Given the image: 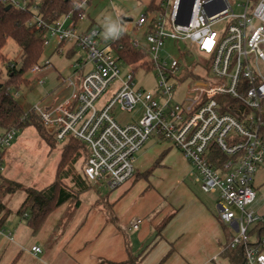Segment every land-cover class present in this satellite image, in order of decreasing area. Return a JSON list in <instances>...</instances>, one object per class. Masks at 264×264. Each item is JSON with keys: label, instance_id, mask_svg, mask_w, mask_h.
<instances>
[{"label": "built area", "instance_id": "2783aa9c", "mask_svg": "<svg viewBox=\"0 0 264 264\" xmlns=\"http://www.w3.org/2000/svg\"><path fill=\"white\" fill-rule=\"evenodd\" d=\"M87 1L77 2L78 7H87ZM1 2L38 12L33 0ZM154 5L155 11L136 22H119L110 40L103 39L96 26L80 32L77 25H67L69 16L52 25L35 16L32 31L45 30L44 49L53 40L50 57H68L71 52L76 77L64 79L68 97L47 108L37 104L30 111L58 142L74 139L85 144L84 178L111 191L135 177V155L150 138L167 141L194 168L201 190L219 196V219L236 232L228 247L243 248L244 264H264V236L255 243L250 234L264 216L248 209L257 196L255 177L264 166V0H239L240 14L230 0H155ZM221 23L226 24L221 32L213 29ZM143 29L147 47L138 39ZM125 35L134 50L147 54L150 69H136L122 58L124 48L118 42ZM167 40L178 44L181 58L197 57L195 69L178 57L161 55ZM51 67L48 58L30 73L36 76ZM139 70L156 72L158 95L137 87ZM181 87L183 96L176 101ZM107 91L111 99L98 105ZM138 106L136 121L119 124L111 118L115 107L133 113ZM18 132L15 127L0 131V177ZM214 150L227 160L214 157ZM31 251L40 254L42 249L33 246Z\"/></svg>", "mask_w": 264, "mask_h": 264}, {"label": "crops", "instance_id": "0c3cea01", "mask_svg": "<svg viewBox=\"0 0 264 264\" xmlns=\"http://www.w3.org/2000/svg\"><path fill=\"white\" fill-rule=\"evenodd\" d=\"M135 170L113 191L85 179L87 189L55 209L37 234L26 219L0 214V264H235L228 246L236 232L219 219V196L201 190L181 152L153 136L136 153ZM255 202L249 210L264 216V206L250 209Z\"/></svg>", "mask_w": 264, "mask_h": 264}, {"label": "rangeland", "instance_id": "374dc122", "mask_svg": "<svg viewBox=\"0 0 264 264\" xmlns=\"http://www.w3.org/2000/svg\"><path fill=\"white\" fill-rule=\"evenodd\" d=\"M230 1L234 8V12L240 14L242 11L236 6L239 0ZM147 9L148 7L142 0H114L113 2L107 0H93L91 4L85 8V15L78 22L77 29L82 32L92 26H96L101 30V37L105 40H110L116 35L119 22L124 21L126 18L136 22L147 12ZM71 23L72 21L70 20L67 25ZM225 27L226 24L221 23L215 25L213 29L221 32ZM138 39L144 47H147L148 44L144 36V29L139 31ZM54 45L55 42L51 40V46L44 49L40 61L42 64L49 58L52 67L36 76L30 73V71L27 72L25 76L26 81L23 84H18L19 89L13 88L11 90L14 100L24 111H30L37 104L41 105L42 108L50 107L63 98L68 97L70 94L64 79L71 76L76 77L75 70L70 68L74 59L68 58L66 55L59 56L57 54L50 57ZM180 47L184 48L185 46L181 44ZM3 54L6 57L7 63L14 62L17 69L21 68L22 52L12 40H9L6 47L3 49ZM161 55L163 57H167L168 55L178 57L184 66L191 70L195 69L197 57L185 56L181 58L178 55V44H174L172 40L165 41ZM145 62L147 63V61ZM5 66L6 63L3 65V74L0 78V82H5L4 76L7 73ZM197 71L204 73L205 69L197 68ZM83 72H86V69ZM37 80H41L44 83L39 84ZM135 81L138 88L158 95V78L154 70L148 72L144 70L137 71L135 74ZM184 90L185 87H181L177 97H175L176 101L182 98ZM110 99L111 94L107 91L100 98L98 105L102 101ZM110 115L111 118L119 124L130 123L138 120L140 117V107L138 106L133 113L122 112L118 107H115L110 112ZM65 143L66 142H59L54 148H50L34 127L19 130L12 147L7 153L6 171L2 178L10 182L21 184L23 189L40 191L47 188L56 180V170ZM79 150L80 149H77L75 152L78 153L82 151ZM84 165L85 160L81 157L74 165L75 172L83 174ZM62 184L65 185L67 189L72 188L70 179L62 181ZM256 184L257 200L250 209L264 206V169L259 175ZM25 197L26 194L24 191H18L14 194L3 196L0 201L4 204L6 210L3 212L2 219L11 217L9 221L15 220L17 223L22 222L26 224L25 219L19 217L18 214V210Z\"/></svg>", "mask_w": 264, "mask_h": 264}, {"label": "trees", "instance_id": "16d2710c", "mask_svg": "<svg viewBox=\"0 0 264 264\" xmlns=\"http://www.w3.org/2000/svg\"><path fill=\"white\" fill-rule=\"evenodd\" d=\"M85 0H33L38 7V12L32 9H18L13 6L5 5L0 0V78L3 72V65L6 63L7 73L4 76L5 82H0V131L10 129L11 127L22 130L28 127H34L40 137L54 148L59 142L55 139L41 123L39 117L32 111H24L19 104L14 100L11 90L19 89L18 84L26 81L25 76L36 64L40 63L44 52V35L45 30L33 32L34 17L41 16L47 25H52L60 21L62 18L69 16L74 25L85 15V8H80L77 2ZM92 1H87V6ZM155 0L151 1L147 11H155ZM9 40H12L22 52V66L17 69L16 64L8 62L3 49L6 47ZM118 44L124 48L122 58L136 69L140 67H148L146 56L147 54L141 50H134L131 46V37L125 35ZM73 54L70 52L68 58ZM232 113V112H231ZM54 142V143H53ZM80 149L76 153L75 151ZM214 157H217L221 162L227 160V156L218 150H214ZM87 147L78 140L71 139L66 142L60 162L56 170V180L47 188L37 191L34 189H23L21 184L10 182L0 177V199L5 195L14 194L18 191H24L26 197L18 210L20 217L27 220L32 234H37L42 228L44 222L49 215L58 207L62 206L69 200L77 198L83 193L88 185L85 182L83 174L76 173L74 165L81 157L86 159ZM72 159V160H70ZM72 184L71 189H67L62 181L69 180ZM6 210L4 204L0 201V214ZM253 241H257L264 236V221L256 224L251 232ZM253 242V243H254ZM230 249V248H229ZM230 258L235 264H244L243 248L237 247L230 249ZM122 264H134V258Z\"/></svg>", "mask_w": 264, "mask_h": 264}, {"label": "water", "instance_id": "95a60500", "mask_svg": "<svg viewBox=\"0 0 264 264\" xmlns=\"http://www.w3.org/2000/svg\"><path fill=\"white\" fill-rule=\"evenodd\" d=\"M192 4H193V2H191L190 13H191V9H192ZM189 20H190V16H189V19L187 20L186 24L189 23ZM124 21H125V22H128V21H131V19L126 18V19H124Z\"/></svg>", "mask_w": 264, "mask_h": 264}, {"label": "snow or ice", "instance_id": "6c2138e0", "mask_svg": "<svg viewBox=\"0 0 264 264\" xmlns=\"http://www.w3.org/2000/svg\"><path fill=\"white\" fill-rule=\"evenodd\" d=\"M208 43H210V41ZM208 43L205 44V47H208Z\"/></svg>", "mask_w": 264, "mask_h": 264}, {"label": "clouds", "instance_id": "9594fccd", "mask_svg": "<svg viewBox=\"0 0 264 264\" xmlns=\"http://www.w3.org/2000/svg\"><path fill=\"white\" fill-rule=\"evenodd\" d=\"M111 31V30H110Z\"/></svg>", "mask_w": 264, "mask_h": 264}]
</instances>
